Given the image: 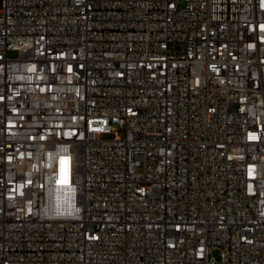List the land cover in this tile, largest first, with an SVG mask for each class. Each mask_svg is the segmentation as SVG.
I'll list each match as a JSON object with an SVG mask.
<instances>
[{
    "label": "built area",
    "instance_id": "obj_1",
    "mask_svg": "<svg viewBox=\"0 0 264 264\" xmlns=\"http://www.w3.org/2000/svg\"><path fill=\"white\" fill-rule=\"evenodd\" d=\"M0 264H264V0H0Z\"/></svg>",
    "mask_w": 264,
    "mask_h": 264
},
{
    "label": "bare ground",
    "instance_id": "obj_2",
    "mask_svg": "<svg viewBox=\"0 0 264 264\" xmlns=\"http://www.w3.org/2000/svg\"><path fill=\"white\" fill-rule=\"evenodd\" d=\"M56 193L62 203L73 199L75 196V184L74 179L69 174H62L58 177L55 185Z\"/></svg>",
    "mask_w": 264,
    "mask_h": 264
},
{
    "label": "rangeland",
    "instance_id": "obj_3",
    "mask_svg": "<svg viewBox=\"0 0 264 264\" xmlns=\"http://www.w3.org/2000/svg\"><path fill=\"white\" fill-rule=\"evenodd\" d=\"M9 55L12 57H16V56H18V52L17 51H10Z\"/></svg>",
    "mask_w": 264,
    "mask_h": 264
}]
</instances>
